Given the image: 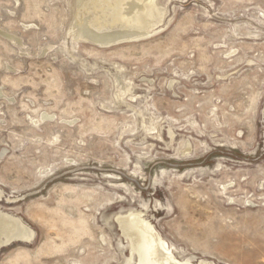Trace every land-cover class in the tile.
Instances as JSON below:
<instances>
[{
  "label": "rangeland",
  "instance_id": "rangeland-1",
  "mask_svg": "<svg viewBox=\"0 0 264 264\" xmlns=\"http://www.w3.org/2000/svg\"><path fill=\"white\" fill-rule=\"evenodd\" d=\"M79 1L0 0V214L35 233L0 264H138L132 214L178 261L264 264V0H155L108 47Z\"/></svg>",
  "mask_w": 264,
  "mask_h": 264
},
{
  "label": "bare ground",
  "instance_id": "bare-ground-1",
  "mask_svg": "<svg viewBox=\"0 0 264 264\" xmlns=\"http://www.w3.org/2000/svg\"><path fill=\"white\" fill-rule=\"evenodd\" d=\"M101 2L102 6L111 8L110 22L107 16L103 17V21L99 17L95 19V26L91 22L90 24L82 20L83 22L76 25V37H80L81 40L93 38L92 40L99 43H108L118 39L127 41L133 38L134 40L149 33L148 22L155 17V0H101ZM114 28L118 29L111 30ZM13 219L0 214V248L14 241L30 243L34 240L35 233L28 228L29 226L26 227L22 222ZM120 223L123 234L131 239V251L139 255L138 264H191L190 261H178L170 247L150 226L151 224L139 217L132 214Z\"/></svg>",
  "mask_w": 264,
  "mask_h": 264
},
{
  "label": "water",
  "instance_id": "water-1",
  "mask_svg": "<svg viewBox=\"0 0 264 264\" xmlns=\"http://www.w3.org/2000/svg\"><path fill=\"white\" fill-rule=\"evenodd\" d=\"M147 35V34H146ZM144 35V37L146 36ZM83 39V38H82ZM93 39V38H92ZM91 38H86L85 40H88L98 46H102V47H108V46H113V45H116L118 43H122V42H125V41H120V39L118 40H112V41H109L108 43H99L97 42L96 40H92ZM129 40H133V38L129 39ZM128 41V40H127Z\"/></svg>",
  "mask_w": 264,
  "mask_h": 264
}]
</instances>
